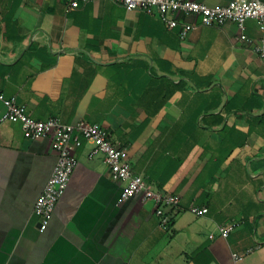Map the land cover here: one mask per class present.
I'll use <instances>...</instances> for the list:
<instances>
[{
    "label": "crops",
    "instance_id": "obj_1",
    "mask_svg": "<svg viewBox=\"0 0 264 264\" xmlns=\"http://www.w3.org/2000/svg\"><path fill=\"white\" fill-rule=\"evenodd\" d=\"M244 33L251 42L226 22L180 37L110 0H0L4 94L36 120L103 125L133 172L180 197L161 216L152 200L121 199L125 181L85 145L40 231L51 140L0 120V264H264V62L253 49L264 30L248 19Z\"/></svg>",
    "mask_w": 264,
    "mask_h": 264
},
{
    "label": "built area",
    "instance_id": "obj_2",
    "mask_svg": "<svg viewBox=\"0 0 264 264\" xmlns=\"http://www.w3.org/2000/svg\"><path fill=\"white\" fill-rule=\"evenodd\" d=\"M70 8H77L81 3L90 0H65ZM119 3L129 10H142L156 13L168 29H177L180 37H184L195 27L223 25L234 23L240 30L239 39L251 42L244 33L245 22L254 19L260 30H264V2L261 0H231L224 5L208 6L194 0H110ZM254 51L264 62V39L254 45ZM0 103L4 106L1 122L19 123L25 138L36 140L47 136L51 140V148L56 154V161L43 190L37 196L33 213L37 217L38 230L43 231L55 209L58 199L64 193L70 176L77 166L76 152L85 145L89 146L88 157L102 155L111 178L125 181L121 190V199L140 195L142 200H152L156 206L155 213L163 214L164 207L179 206L180 197L175 193L156 191L139 174L133 172L126 151L109 140L107 128L96 122L79 120L74 124L62 123L55 119L36 120L18 105L13 97L4 94L0 87ZM207 207L190 205L188 211L195 216L207 213ZM166 223V219H162ZM233 225L218 226L221 237H226ZM210 238L213 234L209 235ZM235 259L239 256L232 254Z\"/></svg>",
    "mask_w": 264,
    "mask_h": 264
}]
</instances>
